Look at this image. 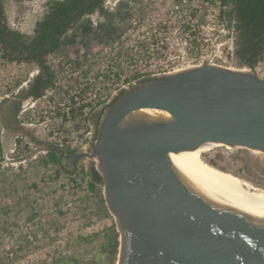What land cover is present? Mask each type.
<instances>
[{"label":"water","instance_id":"1","mask_svg":"<svg viewBox=\"0 0 264 264\" xmlns=\"http://www.w3.org/2000/svg\"><path fill=\"white\" fill-rule=\"evenodd\" d=\"M125 129L136 130L127 147ZM206 143L264 154L263 77L203 64L137 85L107 111L93 154L78 156L96 159L126 236L117 264H264V194L209 208L164 164Z\"/></svg>","mask_w":264,"mask_h":264},{"label":"built area","instance_id":"2","mask_svg":"<svg viewBox=\"0 0 264 264\" xmlns=\"http://www.w3.org/2000/svg\"><path fill=\"white\" fill-rule=\"evenodd\" d=\"M121 2L125 19L116 20L115 33L91 51L78 46L49 55L52 84L22 102L19 120L39 126L60 148L80 152L91 142L94 109L139 80L194 64L230 68L234 34L220 19V0H106L104 7L115 12Z\"/></svg>","mask_w":264,"mask_h":264},{"label":"rangeland","instance_id":"3","mask_svg":"<svg viewBox=\"0 0 264 264\" xmlns=\"http://www.w3.org/2000/svg\"><path fill=\"white\" fill-rule=\"evenodd\" d=\"M6 1L10 25L30 33L45 0ZM90 40L94 48L100 42L93 35ZM229 67L255 71L264 78V59L252 69L231 59ZM35 71V66L0 58V100L25 86L28 74ZM94 146L88 143L77 154L92 155ZM17 147V155L0 153V264H83L103 242L102 233L110 224L105 211L88 194L81 175L72 180L64 174L57 178L54 169L42 163L46 154L35 156L23 141ZM86 155H77L79 166L86 168L89 161L96 166V159ZM199 159L264 189L263 153L220 145ZM120 235L119 230V251ZM118 258L119 252L115 264Z\"/></svg>","mask_w":264,"mask_h":264},{"label":"trees","instance_id":"4","mask_svg":"<svg viewBox=\"0 0 264 264\" xmlns=\"http://www.w3.org/2000/svg\"><path fill=\"white\" fill-rule=\"evenodd\" d=\"M105 2L106 0H45L31 32L25 33L10 25L7 1L0 0V58L38 69V73L25 86L0 100V128L11 129L17 121L23 100L39 97L52 84L54 75L47 63L50 54L65 53L67 46H88L92 35L96 40L102 41L104 37L108 38L115 33V22L125 19L123 8L127 4L121 2L117 11L110 12L104 7ZM220 3V19H224L233 31V53L239 65L246 63L248 66H255L264 59V0H220ZM95 15L99 18L98 21L93 20ZM152 80L155 79H142L137 85ZM124 93L122 91L115 97L106 109H110ZM98 136L99 134L95 140ZM61 150L62 153L57 150L48 151L42 161L43 165L51 166L57 178L64 174L72 180L81 175L88 194L97 198L99 210L105 211V216L110 220L109 226L102 233V244L97 246L94 255L83 264H115L119 252V227L106 203L103 176L94 162L89 161L86 168L79 166L76 150H70L68 146ZM123 243L124 234L120 235L121 248Z\"/></svg>","mask_w":264,"mask_h":264},{"label":"bare ground","instance_id":"5","mask_svg":"<svg viewBox=\"0 0 264 264\" xmlns=\"http://www.w3.org/2000/svg\"><path fill=\"white\" fill-rule=\"evenodd\" d=\"M123 132L121 139L123 146L127 147L136 130L125 129ZM218 146L220 145L206 143L195 149L180 150L168 155L164 164L187 194L209 208L247 190L264 194L263 188L254 186L230 171L209 165L199 159L201 154H206ZM124 239V243H126V236ZM125 247L124 245L123 254L126 251Z\"/></svg>","mask_w":264,"mask_h":264},{"label":"crops","instance_id":"6","mask_svg":"<svg viewBox=\"0 0 264 264\" xmlns=\"http://www.w3.org/2000/svg\"><path fill=\"white\" fill-rule=\"evenodd\" d=\"M17 140L23 141L25 145L33 149L35 156L46 154L50 150H57L62 153L61 148L49 139L48 134L43 129L37 125L20 121L18 115L17 121L11 129L0 128L2 152L17 155Z\"/></svg>","mask_w":264,"mask_h":264},{"label":"flooded vegetation","instance_id":"7","mask_svg":"<svg viewBox=\"0 0 264 264\" xmlns=\"http://www.w3.org/2000/svg\"><path fill=\"white\" fill-rule=\"evenodd\" d=\"M233 45H234V39H233ZM78 46H82L83 48H85V50H88V51H91V50L94 49V47L92 46L91 40H90V44L88 46H84V45H81V44H77V45H74V46H67L66 49L68 51L70 48L71 49H74V48H77ZM234 49H235V46H234ZM233 52H234V50H233ZM47 59H48V57H47ZM232 60L234 61V64L239 65L238 60L234 56V53L232 55ZM240 66H248V65H246V63H244V64H242ZM248 67H251V66H248ZM135 86H137V84H133V85L129 86L124 92H126V91L134 88ZM120 94H121V92H119L115 97L119 96ZM114 99L115 98H113L112 100H110L109 104L113 103V100ZM108 110L109 109H106V106L99 107L98 110L95 111V112H93V114L91 115V118H90V128H91V133H92V135H91V138L92 139H91V142L90 143H96L97 140H95V137L100 132V129H101V126H102V122H103L102 116L105 115ZM99 123H101V126H99Z\"/></svg>","mask_w":264,"mask_h":264}]
</instances>
